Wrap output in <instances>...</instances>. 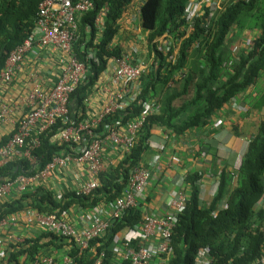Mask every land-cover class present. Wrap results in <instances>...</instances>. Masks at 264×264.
<instances>
[{
	"label": "trees",
	"instance_id": "16d2710c",
	"mask_svg": "<svg viewBox=\"0 0 264 264\" xmlns=\"http://www.w3.org/2000/svg\"><path fill=\"white\" fill-rule=\"evenodd\" d=\"M41 1L0 0V72L9 52L24 42L31 32ZM90 1L93 9L76 19L79 37L73 46L78 59L89 68L87 78L70 99L71 111L75 110L78 116L85 109L82 103L87 91L107 68L109 59L124 54V47L116 42V38L119 22L134 0ZM187 1L144 0L140 5L139 23L147 47L146 50L138 47L135 55L140 57L141 53L149 65L147 73L141 77L142 92L129 109L107 116L98 128L101 131L105 123L114 124L119 120L125 124L147 111L146 105H152L153 100L154 108L158 107V110L146 117L130 153L121 158L117 154L118 162L107 166L100 174L99 187L91 196L76 197L64 190L63 199L58 202L56 193L40 187L35 194L26 193L1 203L0 221L26 209L51 214L73 204L90 210L103 202L106 205L113 203L125 190L132 169L142 163L154 128L176 138L190 130L210 126L226 104L253 89L264 77V0H226L209 23V11L205 8L202 16L195 20L193 29L186 34L182 31L187 27L182 12ZM104 7L107 8L104 26L98 32L93 23ZM88 25L92 26L89 32L85 31ZM163 36L179 43L176 55L161 51L159 39ZM246 37L248 47L240 48L235 44L234 51L227 45ZM89 49L95 50L96 60L87 59ZM254 102V108L264 110V91ZM64 126L58 122L42 134L39 147L32 152L34 162L19 159L0 168V184L19 174L31 176L44 169L54 157L65 155L69 151L68 145H59L55 141ZM263 174L264 114L238 168L234 171L224 169L219 174L218 190L208 205L200 201V175L190 173L185 177L188 198L173 231L171 253L165 257L167 264H194L196 253L204 247L210 249L213 264H252L257 260L264 244V209H256L264 196ZM222 202L226 209H220ZM214 212L217 214L213 215ZM140 223L141 211L130 209L121 220L113 223L103 238L91 241L87 251L79 254L72 244H67L71 264H93L102 251L105 252L103 264H115L116 257L111 251L114 236L124 228H135ZM64 247L62 239L43 233L11 244L7 258L0 264H35L47 251Z\"/></svg>",
	"mask_w": 264,
	"mask_h": 264
},
{
	"label": "built area",
	"instance_id": "2783aa9c",
	"mask_svg": "<svg viewBox=\"0 0 264 264\" xmlns=\"http://www.w3.org/2000/svg\"><path fill=\"white\" fill-rule=\"evenodd\" d=\"M226 0H188L182 12V19L187 27L182 29L188 34L194 22L208 8L207 23ZM90 0H42L34 18V26L28 37L20 45L9 52L4 67L0 72V88L8 86L22 65L28 53L33 55V68L29 73L31 88L19 97V107L0 104V168L7 163L19 159L34 162L32 152L39 147L42 134L46 133L58 122L66 126L62 128L55 141L59 145H68L69 151L62 157H54L41 171L26 176L19 174L7 178L0 184V204L17 198L24 193L35 194L44 187L56 193V199L62 200V191L50 184L57 177L58 169L75 165L84 169L85 178L72 189L76 197H89L99 187V176L106 170L104 157L107 151L117 153L120 158L129 154L134 146L139 130L146 117L158 110L152 105L138 117L114 124L105 123L103 130L98 131L105 118L115 113H123L139 98L142 92L141 77L147 73L149 65L144 58L135 54L137 46L124 51L120 57H112L99 79L108 76L110 82L117 86L115 91H105L104 104L97 107L89 116L86 109H91L92 100L99 98L93 95L95 85L87 91L80 116L71 111V96L78 86L87 78L89 68L78 59L73 51L78 40L76 19L79 15L93 9ZM107 8L104 7L94 20L93 27L101 32ZM140 14V9H139ZM86 26L85 31H91ZM248 39V38H247ZM161 51L177 54L178 44L173 39L163 36L159 39ZM245 46L248 47L249 40ZM60 52L61 59L56 73V80L49 84V79L41 75L39 52L45 49ZM235 47L232 50L235 51ZM87 59H94L95 50L89 49ZM102 76V77H101ZM100 99V98H99ZM98 100V99H97ZM81 105V106H82ZM17 113H19L17 115ZM170 136H166L169 139ZM152 179L149 167L139 163L129 176L128 184L122 195L113 203H100L91 210L72 205L67 210L58 208L55 213H41L34 209H26L16 215L5 217L0 221V231L8 230L7 236L0 233V261L8 256V244L23 242L19 228L39 230L38 234L51 233L62 238L67 244L81 254L90 248V242L103 238L114 222L121 220L130 209L141 211V223L135 228L126 227L114 236L111 251L115 254V264H167L171 253V239L180 213L184 210L188 194L180 187L166 204L165 212H154L147 209L145 192ZM183 180L180 179L177 184ZM183 185V184H182ZM184 186V185H183ZM222 202L221 209H226ZM216 215V212L213 213ZM10 246V245H8ZM67 249V247H66ZM68 251V249H67ZM105 252L102 251L93 264H103ZM24 259V257H22ZM214 257L208 247L199 249L194 264H213ZM68 253L58 260L54 255H41L35 264H71ZM252 264H264V245L261 256Z\"/></svg>",
	"mask_w": 264,
	"mask_h": 264
},
{
	"label": "crops",
	"instance_id": "0c3cea01",
	"mask_svg": "<svg viewBox=\"0 0 264 264\" xmlns=\"http://www.w3.org/2000/svg\"><path fill=\"white\" fill-rule=\"evenodd\" d=\"M140 4L141 0H135L119 22L116 42L121 43L125 51L133 46L131 42L144 43L145 35L142 34L139 23ZM140 52L144 53V50L141 49ZM39 53V71L43 77L49 79L48 82L51 84L56 80L61 54L49 48ZM32 55V53L27 54L25 63L12 82L0 88V104L16 106V108L20 106V95L25 94L31 88L29 73L34 63ZM139 56L141 58L143 55L140 53ZM94 85L93 95L99 96L100 99L94 98L91 109L85 110L89 116L96 112L98 106L104 104L105 91L118 89L110 82L108 76H103ZM263 91L264 77L253 89L247 90L235 101L226 104L216 114L210 126L190 130L180 137L166 139L167 134L162 129L154 128L142 160L152 172V179L145 192V207L154 212H165L166 204L171 196L176 194L180 187L186 189L184 178L190 173L200 175V201L203 205H208L217 192L219 174L224 169L234 171L242 161L250 137L253 136L260 117L264 114V110L253 107L254 95L259 94L260 97ZM104 162L106 167L113 163L116 164L118 162L117 153L107 151ZM56 176L50 185L61 191L74 188L85 178L84 169L75 165L59 170ZM182 178L183 180L177 184ZM261 208L264 209V196L256 205V209ZM19 231L26 237L29 236L30 231L37 234L39 232L36 228L28 229L26 226L19 228ZM126 232L125 228L124 234ZM0 233L5 237L9 231L3 230ZM54 256L57 259L61 258L59 252Z\"/></svg>",
	"mask_w": 264,
	"mask_h": 264
},
{
	"label": "clouds",
	"instance_id": "9594fccd",
	"mask_svg": "<svg viewBox=\"0 0 264 264\" xmlns=\"http://www.w3.org/2000/svg\"><path fill=\"white\" fill-rule=\"evenodd\" d=\"M134 1H135V0H134ZM134 1H133V3H134ZM143 1H144V0H141V4L143 3ZM224 2H225V1H224ZM133 3H132V4H133ZM132 4H131V5H132ZM141 4H140V5H141ZM131 5H130V6H131ZM221 6H222V5H221ZM139 9H140V8H139ZM139 20H140V14H139ZM252 35H253V34H251L250 37H251ZM145 37H146V36L143 37L144 40H146ZM250 37H249V38H250ZM247 38H248V37L242 39V41L245 43L246 40H247ZM139 40H140V39H139ZM144 40H143V42H144V44H145V41H144ZM135 42L137 43L138 41H135ZM138 44H139V43H138ZM239 44H240V43H239ZM134 46H135V45H134ZM132 47H133V46H132ZM139 58H140V57H139ZM141 58H142V57H141ZM168 136H169V135H168ZM147 143H148V141H147ZM56 157H57V156H56ZM142 163H143V162H142ZM65 168H66V167H65ZM63 169H64V168H63ZM59 170H62V169H58V171H59ZM199 180H200V179H199ZM184 181H185V178H184ZM199 182H200V181H199ZM199 182H198V183H199ZM218 185H219V181H218ZM217 190H218V189H217ZM185 191H186V189H185ZM186 193L188 194L187 191H186ZM24 194H26V193H24ZM28 194H30V193H28ZM199 196H200V184H199ZM18 197H20V196H18ZM18 197H17V198H18ZM212 199H213V198H212ZM8 201H9V200H8ZM103 203H105V202H103ZM76 206H79V205H76ZM70 207H72V205H70L68 208H70ZM94 207H95V206H94ZM68 208H66L65 210H67ZM220 209H221V207H220ZM90 210H91V209H90ZM214 213H215V212H214ZM216 214H217V212H216ZM43 233H44V232H43ZM43 233H41L40 235H35V234H32V233H29V236H28V237L24 236V240L27 239V238H31V237H33V236L39 237V236H41ZM50 234H51V233H50ZM55 236H56V235H55ZM57 237H58V236H57ZM58 238H59V237H58ZM59 239H62V238H59ZM24 240H23V241H24ZM21 243H22V242H21ZM62 244L66 245V247H67V242H64L63 239H62ZM8 247H9V246H8ZM66 247L63 248V249L65 250L64 255L67 253V249H66ZM6 250H8V248H7ZM61 250H62V249H61ZM58 252H59V250H58V251H57V250H52L50 253H48V255H52V254L54 255V254H56V253H58ZM45 255H46V254H45ZM54 257H55V256H54ZM60 259H61V258H60ZM60 259H58V260H60Z\"/></svg>",
	"mask_w": 264,
	"mask_h": 264
},
{
	"label": "rangeland",
	"instance_id": "374dc122",
	"mask_svg": "<svg viewBox=\"0 0 264 264\" xmlns=\"http://www.w3.org/2000/svg\"><path fill=\"white\" fill-rule=\"evenodd\" d=\"M132 40H130V42H131ZM145 41V44H143L142 46H140L138 43H136V42H131L132 43V45H133V47H134V45L135 46H137V47H141V48H143V49H145L146 50V47H147V45H146V40H144ZM233 44H227L231 49L234 47V45L235 44H239L240 43V45H242V46H245L246 44L241 40V38L240 39H236V41L235 42H232ZM254 101L259 97V94L257 95V96H255L254 95ZM64 253H65V250L64 249H62V250H59V257H63V255H64Z\"/></svg>",
	"mask_w": 264,
	"mask_h": 264
}]
</instances>
